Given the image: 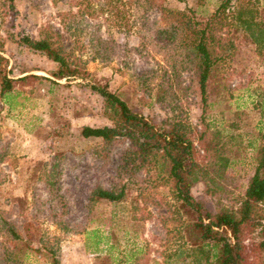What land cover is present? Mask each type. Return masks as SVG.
Segmentation results:
<instances>
[{
	"label": "rangeland",
	"instance_id": "rangeland-1",
	"mask_svg": "<svg viewBox=\"0 0 264 264\" xmlns=\"http://www.w3.org/2000/svg\"><path fill=\"white\" fill-rule=\"evenodd\" d=\"M221 1L156 0L171 14L149 13L143 43L134 34L94 31L87 19L63 34L60 18L75 11V0H0V70L28 77L14 83L8 105L0 99V264L54 257L59 264H193L197 235L187 225L195 215L178 200L168 166L157 156L141 160L128 138L104 142L80 131L112 126L104 99L89 88L106 84L155 125L186 130L197 165L194 201L211 214L239 209L264 144V47L234 12L252 7L251 17L264 23V0H231L210 22L204 42L215 61L203 110L193 43ZM47 27L78 57L83 80H56L57 65L18 42L38 40ZM93 36L106 41L103 62L90 60ZM98 189L120 199L95 198ZM261 210V226L243 232V264L264 260Z\"/></svg>",
	"mask_w": 264,
	"mask_h": 264
},
{
	"label": "trees",
	"instance_id": "trees-1",
	"mask_svg": "<svg viewBox=\"0 0 264 264\" xmlns=\"http://www.w3.org/2000/svg\"><path fill=\"white\" fill-rule=\"evenodd\" d=\"M182 1V0H179ZM9 4L13 0H7ZM231 0H222L211 19L199 31L200 36L193 43V51L199 62V89L203 110L206 107V82L215 60L204 42L205 34L210 29V22L218 13H225ZM74 12L61 16L59 25L63 34H70L72 26L87 19L93 23L94 31L104 28V33L124 32L138 35L143 43H146V33H149L148 15L157 8L163 14H171L156 0H75ZM253 9L241 8L236 10L238 19L244 29L249 32L252 42L264 47V23L256 22L252 17ZM178 14V13H176ZM248 14L249 19H243L242 15ZM145 28L146 33L143 31ZM158 34L166 33V30L157 29ZM41 38L32 40L28 36H22L18 42L28 49L44 54L57 65V70L52 74L56 80H83L87 71L80 65L78 57L68 52L61 34L47 27L41 33ZM106 41L94 36L89 39L92 50L91 61H105L104 51L99 47ZM1 47V46H0ZM5 58L0 56V62ZM28 77L12 79L0 70V99L9 104L14 83L24 81ZM91 91L101 96L106 105V117L112 126L89 127L81 129L80 134L84 139H101L110 142L117 137L128 138L131 145L136 148L134 155L141 160L147 157H156L164 166H168V173L172 177L174 189L182 206L195 215V221L187 225L188 234L196 233V240L192 243L193 253L198 254L193 264H243L242 235L244 230L260 225L262 219L261 208L264 207V144L257 149L256 167L248 183L239 209L235 211H222L211 214L203 206L194 201L190 195L191 183L195 181L196 161L193 158V142L186 130L177 123L171 126L155 125L147 118L130 109L115 93L108 90L107 85H89ZM264 117V109L262 110ZM200 133V139L206 130ZM206 146V145H205ZM206 152L207 149L203 147ZM120 194L115 195L109 191L98 189L93 192V197L116 202ZM263 229H261L262 231ZM14 235V234H13ZM16 236V235H14ZM259 246L264 251V239ZM190 254V253H189ZM95 260H99L96 257ZM51 264H59L54 257ZM255 264H264V260Z\"/></svg>",
	"mask_w": 264,
	"mask_h": 264
}]
</instances>
